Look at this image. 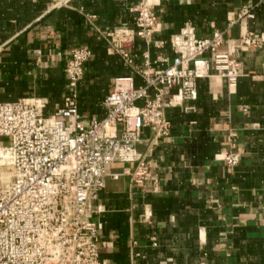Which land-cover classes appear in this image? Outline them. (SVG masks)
Masks as SVG:
<instances>
[{
	"label": "crops",
	"instance_id": "crops-1",
	"mask_svg": "<svg viewBox=\"0 0 264 264\" xmlns=\"http://www.w3.org/2000/svg\"><path fill=\"white\" fill-rule=\"evenodd\" d=\"M150 1L158 26L150 41H136L129 65L107 36L135 28L143 0H0V103L45 99L52 116L76 94L89 126L107 116L115 79L133 77L141 87L139 71L166 67L159 57L173 62L170 40L185 27L200 39L224 32L220 53L242 66L236 91L213 73L199 81L196 101L168 109L170 136L139 148L154 166L148 179L136 186L124 175L136 164L113 165L110 174L121 176L107 179L94 221L107 244L103 264H264V0ZM247 5L255 17L240 19ZM247 33L260 47H241ZM75 48L92 56L73 89L66 69ZM142 136L153 138L149 130ZM232 147L241 157L235 169L224 162Z\"/></svg>",
	"mask_w": 264,
	"mask_h": 264
},
{
	"label": "built area",
	"instance_id": "built-area-1",
	"mask_svg": "<svg viewBox=\"0 0 264 264\" xmlns=\"http://www.w3.org/2000/svg\"><path fill=\"white\" fill-rule=\"evenodd\" d=\"M154 7L143 0L134 9L135 28L120 26L107 36L129 65L136 41H150L158 26ZM254 11V6H244L239 18H254ZM224 42V32L200 39L194 27H185L170 40L173 62L159 57L166 67L153 73L139 71L145 79L141 87L133 77L115 79L105 101L107 116L89 126L82 120L76 94L66 96L52 116L47 115L45 99L0 103V152L8 155L0 156V264H103L101 254L107 244L94 221L101 212L94 203L107 179L121 176L111 175L109 169L136 164L124 175L134 185H144L154 166L139 148L151 149L170 136L166 111L196 101L199 81L213 73L236 91L242 66L231 55L220 53ZM165 45L157 43L159 48ZM240 45L256 49L261 41L255 33H247ZM91 56L88 49L71 51L66 74L73 89ZM145 130L152 139L142 136ZM240 158L232 147L224 162L235 169Z\"/></svg>",
	"mask_w": 264,
	"mask_h": 264
},
{
	"label": "rangeland",
	"instance_id": "rangeland-1",
	"mask_svg": "<svg viewBox=\"0 0 264 264\" xmlns=\"http://www.w3.org/2000/svg\"><path fill=\"white\" fill-rule=\"evenodd\" d=\"M5 144H8V141H5ZM7 158V157H6ZM8 175V173L5 175V176H7Z\"/></svg>",
	"mask_w": 264,
	"mask_h": 264
}]
</instances>
